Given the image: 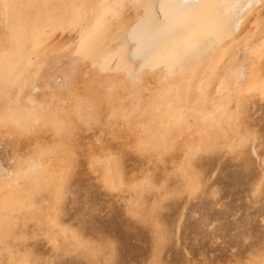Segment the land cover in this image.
<instances>
[{"label": "rangeland", "instance_id": "374dc122", "mask_svg": "<svg viewBox=\"0 0 264 264\" xmlns=\"http://www.w3.org/2000/svg\"><path fill=\"white\" fill-rule=\"evenodd\" d=\"M10 1L0 264H264V0Z\"/></svg>", "mask_w": 264, "mask_h": 264}, {"label": "bare ground", "instance_id": "6f19581e", "mask_svg": "<svg viewBox=\"0 0 264 264\" xmlns=\"http://www.w3.org/2000/svg\"><path fill=\"white\" fill-rule=\"evenodd\" d=\"M8 0H6V2H7ZM24 1L25 0H20V3H19V13H21L22 12V7H24ZM144 1V0H143ZM181 1V0H180ZM254 1L256 2L257 0H214V3H215V8H214V11H216L217 12V16H218V19L220 20V22H222V20L223 19H225V24H226V31H227V33H228V31H229V29H228V23L229 22H231V23H233V17H239V16H242V14H244L246 11H248V9H249V5L250 4H252V3H254ZM16 2H18V1H16V0H11L9 3L10 4H13V3H16ZM182 2V1H181ZM211 2V0H193L192 2H190V3H186V4H179V2H178V0H177V5L180 7V8H183V9H186V10H190V9H193V8H195L197 5H199V4H207V3H210ZM8 3V2H7ZM7 3H4V4H7ZM257 3V2H256ZM23 5V6H22ZM229 5H230V7H231V9H229ZM12 6V5H11ZM10 6V7H11ZM13 6H14V4H13ZM22 6V7H21ZM129 8V7H128ZM11 9V8H10ZM229 9V10H228ZM16 10V9H15ZM24 10V9H23ZM200 14V13H199ZM106 16V15H105ZM199 16V15H198ZM104 17V16H103ZM105 18V17H104ZM107 18V17H106ZM123 18V17H122ZM217 19V20H218ZM106 20V19H105ZM108 20V19H107ZM185 20V19H184ZM10 22H11V20H9ZM219 22V23H220ZM6 23V22H5ZM217 23V22H216ZM105 27H106V25H105ZM231 27H232V25H231ZM33 28H35V27H33ZM26 30V29H25ZM103 30V29H102ZM215 30V29H214ZM222 31V30H221ZM99 32V31H98ZM97 32V33H98ZM104 32V31H103ZM112 32H113V30H112ZM229 32H232V31H229ZM37 35V34H36ZM67 35V34H66ZM55 36V35H54ZM105 36V35H104ZM34 37V36H33ZM3 38V37H2ZM12 38V37H11ZM18 38H20V37H18ZM26 38V37H25ZM35 38H37V36L35 37ZM104 38V37H103ZM13 39V38H12ZM23 39V38H22ZM33 39V38H32ZM1 40V39H0ZM3 40V39H2ZM5 40V39H4ZM100 40V39H99ZM36 42L38 41V40H35ZM99 42H101V41H99ZM134 42V41H133ZM186 42V41H185ZM106 43V42H105ZM184 43V42H183ZM6 44H7V42H6ZM204 44H206V43H204ZM4 46L5 45H3V43L0 41V54L2 53V55L0 56V57H5V56H3V55H5V54H3V53H5L4 51H5V49H4ZM24 48V47H23ZM172 51V50H171ZM27 52V51H26ZM157 57V56H156ZM161 66V65H160ZM152 68V67H151ZM2 69V68H1ZM90 73V72H89ZM233 74V73H232ZM118 76V75H117ZM34 79V78H33ZM3 80V79H2ZM36 90V89H35ZM38 97V96H37ZM32 98V100H31V103L32 104H35L37 107H40L39 105V103H38V98ZM40 99V98H39ZM3 100V99H2ZM115 102V101H114ZM43 105H45V104H43ZM35 114V113H34ZM38 114V113H37ZM70 116V115H69ZM62 117V116H61ZM70 119V118H69ZM9 120V119H8ZM71 120V119H70ZM3 123V122H2ZM22 123V122H21ZM59 123H61V125L59 126V129H58V133H60L61 132V134H57L58 136V138H59V141H60V143L59 144H55V146H54V148L52 149L54 152H52V153H54V155H59L58 156V158H59V160H61V164H63V163H65L66 161H70V162H74V159H69V160H67V155H68V151H65L66 149H67V144L65 143V139H66V135L65 136H63V134L65 133V132H67V130H66V127H68V126H66V124H65V122L62 124V122H59ZM5 124H7V123H5ZM8 125V124H7ZM14 125V124H13ZM16 125V124H15ZM37 125V127L34 129V127ZM9 126H11V124H9ZM39 126H42L43 128H45L46 127V120L44 119V118H41L40 117V119L38 118V117H35V119L33 120V124L31 123L30 125H29V127H28V129H29V131L30 132H34L35 133V131L37 130V128L39 127ZM62 126H63V128H62ZM13 127V126H12ZM18 128V127H17ZM17 128H15V129H17ZM48 128V127H47ZM22 128H20V130H21ZM24 129V128H23ZM62 129H63V132H62ZM22 131H24V130H22ZM28 131V130H27ZM18 132V131H17ZM17 132L16 133H11V134H13V136L14 135H16V136H18V137H20V135L19 134H17ZM29 132V133H30ZM23 134V133H22ZM21 134V135H22ZM68 134V133H67ZM38 136H39V134H38ZM258 137V136H257ZM23 138V137H22ZM17 140V139H16ZM15 140V141H16ZM69 141V140H68ZM44 142H46V141H44ZM21 143V142H20ZM52 143V142H51ZM17 146H18V144H17ZM17 148V147H16ZM228 150V149H227ZM34 151V153L32 154V155H30V157L29 158H26V157H24L25 158V162L26 161H29L30 159H32L31 157L34 155V157H36L35 155H39L40 154V152H37L36 150H33ZM70 151V150H69ZM256 152V151H255ZM260 152V151H259ZM15 153V152H14ZM70 153V152H69ZM73 153V152H72ZM15 156V155H14ZM46 156V155H45ZM56 157V156H55ZM15 159H14V163H16V164H18V162L20 161V159L16 156V157H14ZM21 158V157H20ZM258 159V158H257ZM35 160H36V158H35ZM58 160V159H57ZM34 162V161H33ZM20 164V163H19ZM49 165L48 166H45V163L44 162H39L38 163V172L39 173H41L40 174V176H48V175H50L51 174V172H52V169H55V167H52L51 168V166H50V163H48ZM60 164V163H59ZM56 165V164H55ZM25 166V165H24ZM59 168V167H58ZM62 168V167H61ZM60 169V168H59ZM22 170V169H21ZM16 171V170H15ZM19 171H20V169H19ZM63 172V171H62ZM13 173H14V171H13ZM16 173V172H15ZM55 173H56V171H55ZM64 174H65V172H64ZM10 175V174H9ZM31 175V174H30ZM39 176V175H38ZM29 177V176H28ZM30 177H32V175L30 176ZM29 177V178H30ZM14 178V177H13ZM25 178V177H24ZM5 179V178H4ZM16 179H18V178H16ZM21 179V178H20ZM7 180V179H6ZM13 179H11V181H12ZM33 181V179L31 180V182ZM51 181V180H50ZM50 181L48 182L47 181V183H50ZM6 182V181H5ZM19 182V181H18ZM27 182V181H26ZM28 182H30V180L28 181ZM52 182V181H51ZM32 183H35L34 181L32 182ZM1 184H3V183H1ZM18 184V183H17ZM23 185V184H22ZM22 185H20V186H22ZM27 185V184H26ZM19 186V187H20ZM48 185H46V187H47ZM56 186V185H55ZM2 187V186H1ZM31 187H32V185H31ZM17 188V187H16ZM15 188V189H16ZM4 189V188H3ZM14 189V190H15ZM8 190H9V188H8ZM12 190V189H11ZM19 190V188L16 190V191H18ZM3 191V190H2ZM20 193V192H19ZM24 193H28V192H24ZM4 194H6V193H4ZM11 194V193H10ZM3 195V194H2ZM1 196V195H0ZM2 197V196H1ZM7 199V198H6ZM14 201V200H13ZM17 202H19V201H17ZM17 202H15L14 204H19V203H17ZM3 203V202H2ZM9 203V202H8ZM13 203V202H12ZM1 206V205H0ZM6 206V205H5ZM9 206H10V204H9ZM8 208V207H7ZM6 210V209H5ZM10 211V210H9ZM3 212H4V210H3ZM1 213H2V211H1ZM5 213V212H4ZM1 215V214H0ZM9 216H10V214H9ZM8 216V217H9ZM2 217V216H1ZM4 217H5V215H4ZM8 219V218H7ZM4 221V220H3ZM2 221V222H3ZM49 223H50V221H49ZM3 224V223H2ZM3 226V225H2ZM1 228L2 227H0V231H1ZM62 232V231H61ZM158 238V237H157ZM4 243V242H3ZM94 243V242H93ZM96 244V243H95ZM69 245V244H68ZM100 245V244H99ZM162 241L160 242L159 241V246H158V248L156 249L157 250V252H156V254H158V252H159V250H160V248L162 247ZM65 247V246H64ZM91 247V246H90ZM95 249H97V247H94ZM99 248V247H98ZM101 248V247H100ZM92 250H94V249H92ZM102 250V249H101ZM101 250H99V252H97V251H93L92 253V257H95V256H97L98 254H102V251ZM90 252V251H89ZM105 252L107 253V251H103V254L102 255H104L105 254ZM113 258V257H112ZM89 259H91V258H89ZM100 259V258H99ZM99 259H97V260H99ZM92 262V261H91ZM95 262V261H94ZM100 262H101V260H100ZM93 263V262H92ZM96 264V263H95Z\"/></svg>", "mask_w": 264, "mask_h": 264}]
</instances>
